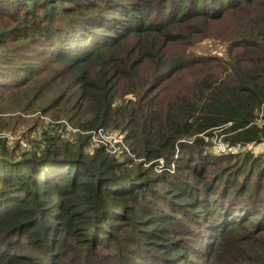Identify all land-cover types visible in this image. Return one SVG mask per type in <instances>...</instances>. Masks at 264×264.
Here are the masks:
<instances>
[{"label":"trees","instance_id":"obj_1","mask_svg":"<svg viewBox=\"0 0 264 264\" xmlns=\"http://www.w3.org/2000/svg\"><path fill=\"white\" fill-rule=\"evenodd\" d=\"M34 114L0 264H264V154L209 141L264 144V0H0V129Z\"/></svg>","mask_w":264,"mask_h":264},{"label":"rangeland","instance_id":"obj_2","mask_svg":"<svg viewBox=\"0 0 264 264\" xmlns=\"http://www.w3.org/2000/svg\"><path fill=\"white\" fill-rule=\"evenodd\" d=\"M193 51H195L196 53L219 55V56L223 54L222 46L219 45V43L213 42L210 40H203V41L197 43L194 46ZM37 117H38L37 114L25 116L23 119L24 120V126H20L17 130H14L13 132L11 130H9V129H11V126H13L12 122H11L10 126L5 127L2 130L0 129V131H2L0 134L10 136L12 138V140H11L12 143L10 145H13L17 141V139L21 138L20 133L25 132L27 129L32 127V125L36 121ZM5 123H7V122H5ZM17 126H14L13 128H16ZM2 138L6 139L5 137H2ZM20 140H23V139L21 138ZM209 141L211 143L210 151L214 155H223L224 153H236V152H244V151H250L254 155L264 154V144L245 147L242 149H238L237 151L228 152L227 145L223 143L221 136H219L218 134L213 135V137ZM23 143L25 144V147H23L19 144L20 147L27 149L28 146H27L26 141L23 140Z\"/></svg>","mask_w":264,"mask_h":264},{"label":"built area","instance_id":"obj_3","mask_svg":"<svg viewBox=\"0 0 264 264\" xmlns=\"http://www.w3.org/2000/svg\"><path fill=\"white\" fill-rule=\"evenodd\" d=\"M75 132V130H72ZM90 137L91 144L95 146H103L110 154H117L119 150L125 149L122 143V137L117 136L115 134L107 133L106 131H103L101 129L97 131H92L87 133ZM5 137L7 140V143L10 145L12 142V138L8 135L0 134V138ZM21 138L17 139L19 140V143L21 146L25 147V144L23 143V140H20ZM9 140V141H8ZM240 147L237 145L235 147H228V152L237 151Z\"/></svg>","mask_w":264,"mask_h":264}]
</instances>
